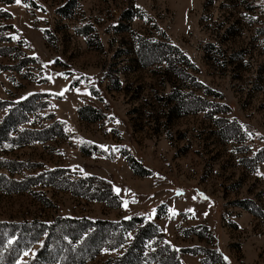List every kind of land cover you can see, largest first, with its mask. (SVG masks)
<instances>
[{"label": "rangeland", "instance_id": "1", "mask_svg": "<svg viewBox=\"0 0 264 264\" xmlns=\"http://www.w3.org/2000/svg\"><path fill=\"white\" fill-rule=\"evenodd\" d=\"M9 113L0 245L11 224L127 220L83 263L104 264L151 221L146 263L264 264V0H0Z\"/></svg>", "mask_w": 264, "mask_h": 264}, {"label": "trees", "instance_id": "2", "mask_svg": "<svg viewBox=\"0 0 264 264\" xmlns=\"http://www.w3.org/2000/svg\"><path fill=\"white\" fill-rule=\"evenodd\" d=\"M14 115L9 113L3 118L0 123V135L13 130L16 123L13 119ZM123 222L128 223L123 219L115 222L95 219L90 222L84 218L59 217L49 223L33 221L16 226L8 225L10 231L6 235L7 239L0 245V264H15L7 259L6 251L16 247L19 254L35 243L39 237L42 238L41 247L36 250L32 258L20 264H83L93 259L100 249L115 248L124 242L123 234L127 229L124 228ZM5 226L0 225V233ZM156 229L153 222H143L136 228L124 252L116 258L106 260L104 264H149L145 261L147 256L149 261H156L159 258L156 252L141 255L144 239ZM11 231H16V234H12L13 240L8 241L12 236ZM23 239V243L16 244L17 240L19 242Z\"/></svg>", "mask_w": 264, "mask_h": 264}, {"label": "snow or ice", "instance_id": "3", "mask_svg": "<svg viewBox=\"0 0 264 264\" xmlns=\"http://www.w3.org/2000/svg\"><path fill=\"white\" fill-rule=\"evenodd\" d=\"M20 2H21V0H16V3H17V4H20Z\"/></svg>", "mask_w": 264, "mask_h": 264}]
</instances>
